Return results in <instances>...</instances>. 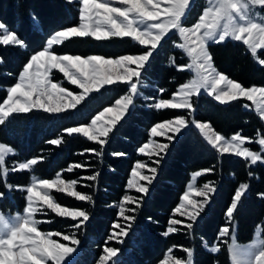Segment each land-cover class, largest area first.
<instances>
[{"label":"snow or ice","instance_id":"1","mask_svg":"<svg viewBox=\"0 0 264 264\" xmlns=\"http://www.w3.org/2000/svg\"><path fill=\"white\" fill-rule=\"evenodd\" d=\"M69 4H77L78 22L71 26H61L52 32L45 41L42 50L34 51L22 64L18 73L3 72L4 76L13 77L12 85L3 86L6 97L0 102V128L5 127L20 114H31L42 111L51 115L68 114L81 111L88 105L97 102L99 96L110 87H126L127 91L119 95L114 102L103 106L88 123H79L63 129L59 138L48 141L51 145H61L64 134L71 137L81 135L88 141L99 146L86 149L85 152L102 156L104 147L110 142V134L125 120L135 108V100L141 96L144 84L142 75L151 68V61L164 44L172 42L174 49L181 50L188 58V63L177 64L174 55L169 56V65L177 71L192 73L186 82L179 84L171 94V98L158 99L153 105L157 110H186L187 115H178L174 119H166L155 123L150 129L151 137H164L166 143L149 140L138 149L149 158L154 154L157 159L154 167L137 161L127 181V190L134 189L138 196L125 194L116 207L119 209L117 219L107 242L99 257V264H118L119 247L107 246L109 242L123 244L135 221V213L143 205L149 194L150 186L156 179L161 160L167 155L170 146L176 142L182 132L190 126L198 129L207 145L218 157L235 155L243 158L250 165L264 163V134L257 133L252 141L249 136L237 132L230 137L222 135L207 121L196 119L198 100L207 94L222 105L237 101L251 102V106L264 122V86L246 87L236 79H231L215 65L214 55L210 48L231 40L241 42L250 50L252 57L260 66H264V58L258 56V50L264 51V0H205L198 15L193 19L192 12L196 8V0H66ZM119 5V6H114ZM34 26H38L35 15L32 16ZM191 20V22H189ZM91 38L97 42L113 39L129 38L140 47L137 54H122L115 57L106 55H73L58 54L56 47L74 39ZM177 40L179 42H177ZM0 46H12L26 49L27 44L18 30H10L0 22ZM5 58L0 55V67ZM63 74V79L56 80L55 72ZM75 86L77 91H71ZM166 89H159L163 94ZM243 107L248 108V104ZM255 142L260 151H253L245 146ZM154 145V147H153ZM15 150L0 142V264H73V256L81 243L76 233L90 221L92 212L84 207H69L66 202H58L55 193L74 198L80 202L94 204L93 194L77 190L91 185L80 184V181H98L97 171L86 177H63L58 171L55 178H39L34 173V166L42 162L44 157L29 158L26 162L6 166V157L15 155ZM122 156L124 153H113ZM87 165L74 163L62 170L72 173L75 169H85ZM148 169L150 175L143 173ZM29 171L30 182L26 186L14 185L7 176L17 172ZM216 171L215 166L197 170L191 174L195 181L202 175ZM251 175V173H249ZM249 183H241L235 190L230 205L226 209L227 221L217 234L222 240L232 232L235 214L242 207V198L246 197ZM24 196L25 206L22 212L7 215L2 210L5 203L14 198V192ZM217 191L216 182L209 180L196 187L187 184L179 205L174 209L168 221L165 237L181 232L194 231L199 221L206 215L213 196ZM264 199V193H258ZM194 197H199L196 199ZM126 205H134L126 207ZM71 219L75 223L71 231L46 230L40 225L52 224V219L41 220L37 216H48ZM131 213V214H126ZM177 214L180 218H176ZM151 219V218H149ZM53 237H56L55 239ZM61 238L65 243L61 242ZM231 264H264V238L257 234L256 239L248 245L236 242L234 233L231 235ZM202 246L211 253L220 251V246L213 242L209 245L202 240ZM174 251H182L185 255L178 258ZM159 264H195V248L172 245Z\"/></svg>","mask_w":264,"mask_h":264},{"label":"trees","instance_id":"2","mask_svg":"<svg viewBox=\"0 0 264 264\" xmlns=\"http://www.w3.org/2000/svg\"><path fill=\"white\" fill-rule=\"evenodd\" d=\"M204 5V0H196V8L192 12L193 19ZM77 8V4H69L66 0H0V22L10 30H18L27 44L26 49L0 46V55L5 58L4 65L0 67V102L6 97L3 86L15 82L13 77L4 76L3 72H10L15 76L30 54L42 50L46 38L52 32L61 26L77 23ZM33 15L37 18L38 26H34ZM54 47L58 54H99L112 57L137 54L141 50L129 38L107 42H97L91 38L74 39ZM210 51L214 55L218 70L231 79H236L246 87L253 84L264 86V66L255 62L244 44L229 40L224 44L212 46ZM170 55L177 58V64L188 61L181 50L172 47L171 41L158 50L151 61L150 70L142 75L145 86H141L142 93L135 100V108L121 121L114 133L110 134V142L104 147L102 156L85 152L90 148L99 151V146L81 135L69 137L64 134V141L59 146L51 145L48 141L59 138L66 127L90 122L97 111L127 91L124 86L102 90L103 96H99L97 102L81 111L62 115L34 111L31 114L15 116L9 124L0 128V141L12 146L16 153L7 157L6 164L9 167L29 158L42 156L44 160L34 166L33 173L39 178H55L58 171L62 172L66 179L86 177L97 171L100 173L98 181H80V184L91 185L90 187L78 185L77 188L79 191L93 194L94 204L80 202L54 192L58 202H66L69 207H84L92 212L90 221L76 233L81 241V250L73 264H99L107 237L114 222L119 218L116 205L123 195L129 193L126 188L127 181L137 161L144 157L138 149L149 141L151 127L157 122L187 115L186 110H157L151 106L160 98H171L179 84L184 83L191 75L188 71H177L174 66H170ZM261 55L264 58V51ZM161 88L166 89L163 94L159 92ZM247 103L249 102L241 100L222 105L203 94L198 100L196 119L210 122L213 128L223 135L241 132L251 139H256L258 132L264 134V123L255 111L243 107ZM253 145L257 147L256 144ZM113 153L124 155L114 156ZM74 163H83L87 167L75 169L72 173L62 171ZM213 165L216 171L200 178V183L212 180L216 182L217 187L212 202L206 209V215L191 233L182 229L179 233L165 237L163 233L174 209L179 205L183 192L186 191L191 174ZM7 180L14 185L26 186L30 182V173L26 170L10 174ZM241 183H249L250 188L246 197L242 198V207L235 214L234 222L237 223V240L246 242L253 238L259 224L263 225L264 236V199L258 195L264 193V164L250 165L235 155L218 157L199 131L191 126L182 132L161 160L156 179L150 186L143 205L135 213L136 219L132 222V228L124 238L123 244L109 242L107 246L121 249L118 264H159L172 245L177 248L194 247L195 264H231L226 237L218 240L217 234L219 228L227 221L226 209ZM13 195L14 198L5 203L4 209L15 210L25 206L21 192L16 191ZM41 217L55 221L52 224L44 223V230H62L64 233L75 231L72 228L75 222L71 219L55 217L51 213ZM119 219L124 222L122 218ZM202 240L209 245L215 242L220 246V251H207L202 246ZM173 254L179 258L185 255L182 251H174Z\"/></svg>","mask_w":264,"mask_h":264},{"label":"rangeland","instance_id":"3","mask_svg":"<svg viewBox=\"0 0 264 264\" xmlns=\"http://www.w3.org/2000/svg\"><path fill=\"white\" fill-rule=\"evenodd\" d=\"M204 4H205V0H204ZM114 6H119V5H114ZM177 42H179L178 40H177ZM239 43H241V42H239ZM241 44H243V43H241ZM246 46V45H245ZM246 49H247V46H246ZM248 50V49H247ZM249 52H250V50H248ZM263 51H261V50H258V56L260 57V58H263V56L261 55V53H262ZM251 54V53H250ZM188 59V58H187ZM254 59V58H253ZM255 60V59H254ZM189 61H186L185 63H188ZM255 62L258 64V62L255 60ZM179 65V64H178ZM54 72H55V79L56 80H61V79H63V74H61V73H59L58 71H56V70H54ZM191 75H192V73H191ZM191 75H190V77H191ZM189 77V78H190ZM188 78V79H189ZM187 81V80H186ZM185 81V82H186ZM64 87H70V90L71 91H77V88L75 87V86H69V84H67V83H65L64 85H63ZM143 86H145L144 84H143ZM142 93V92H141ZM248 105H249V107L247 108V109H250V110H253L254 111V108L251 106V102H249V103H247ZM264 123V122H263ZM191 127V126H190ZM198 130V129H197ZM223 135V134H222ZM232 135H234V134H232ZM225 136H227V135H225ZM231 135H229V136H227V137H230ZM251 139V138H250ZM257 139V138H256ZM256 139H251L252 141H255ZM149 140H154V141H156L157 143H166L167 142V140H166V138H164V137H151L150 136V139ZM1 142V141H0ZM3 143V142H2ZM148 143V142H147ZM6 144V143H5ZM146 144V143H145ZM144 144V145H145ZM253 144H256L255 142H253V143H250V144H246L245 146H247V147H249L251 150H253V151H260V147L258 146V144H256V146L257 147H255ZM8 145V144H7ZM8 146H10V145H8ZM10 147H12V146H10ZM153 147H154V145H153ZM13 148V147H12ZM14 149V148H13ZM15 150V149H14ZM142 154V153H141ZM144 157H143V159L142 160H140L141 162H144V163H147L148 165H149V168L150 167H154L155 166V164L153 163L156 159H157V157L153 154L152 155V157L151 158H149V156L147 155V150H146V153H144V154H142ZM10 156V155H9ZM8 157V156H7ZM7 157H6V159H7ZM24 162H26V161H24ZM19 163H21V162H19ZM18 164V163H17ZM257 164H260V162H258ZM256 164V165H257ZM261 164H264V163H261ZM136 165V164H135ZM6 166H7V164H6ZM143 171V173L144 174H146V175H150V172L148 171V169H143L142 170ZM195 172V171H194ZM193 172V173H194ZM130 178H131V176H130ZM200 178L201 177H198L195 181H192L191 180V178H190V181H189V183L190 182H192V183H194V185L196 186V187H202V185L204 184V183H200ZM22 186V185H21ZM186 190H187V188H186ZM54 194V193H53ZM128 195H132V196H138L137 194H139V193H137L134 189H132V190H129V193H127ZM55 196V195H54ZM194 198H196V199H200L199 197H194ZM131 205H126V207H130ZM4 212H5V214L7 215L9 212L10 213H12V214H15L16 212H22V209H15V210H11V209H9V208H7V209H2ZM37 218L38 219H41V220H46V218H44V217H41V216H37ZM176 218H180L179 217V215L177 214V216H176ZM124 223V222H123ZM44 225V223L43 224H41L40 225V228H41V230L42 231H46V230H44L43 228H42V226ZM231 228H232V232L229 234V236H227L226 237V239H225V241L227 242V246L229 245V244H231V235H232V233H234L235 234V236H236V242L238 243V244H240V245H248V244H250V243H252L253 242V240L254 239H256V237H257V234L259 233V234H261V237L262 238H264V236H263V225L262 224H259L258 226H257V228H256V230H255V233H254V236H253V238L251 239V240H249V241H246V242H239L238 240H237V223L236 222H234V224L231 226ZM69 233V232H68ZM68 233H65V234H68ZM54 239L56 238V237H53ZM61 242L62 243H65V241H63L62 240V238H61ZM80 250H81V246L79 245V250H78V252L77 253H75L74 254V256H73V260L77 257V255L79 254V252H80ZM228 251H229V249H228ZM167 254V253H166ZM174 255V254H173ZM229 255H230V251H229ZM179 258V257H178ZM230 261H231V258H230Z\"/></svg>","mask_w":264,"mask_h":264}]
</instances>
